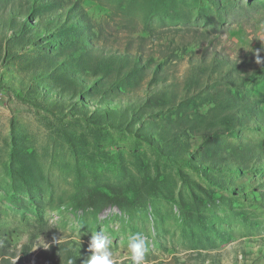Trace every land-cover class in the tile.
<instances>
[{
    "label": "rangeland",
    "instance_id": "1",
    "mask_svg": "<svg viewBox=\"0 0 264 264\" xmlns=\"http://www.w3.org/2000/svg\"><path fill=\"white\" fill-rule=\"evenodd\" d=\"M262 47L264 0H0V264H264Z\"/></svg>",
    "mask_w": 264,
    "mask_h": 264
},
{
    "label": "clouds",
    "instance_id": "2",
    "mask_svg": "<svg viewBox=\"0 0 264 264\" xmlns=\"http://www.w3.org/2000/svg\"><path fill=\"white\" fill-rule=\"evenodd\" d=\"M261 51H264V47L255 50L257 64H264V58L259 55ZM111 245L112 241L103 231L92 233L88 245V251L91 255L85 264H116ZM148 252L149 241L144 235L134 233L128 237L127 259L130 260L131 264H145ZM66 264H73V258H68Z\"/></svg>",
    "mask_w": 264,
    "mask_h": 264
}]
</instances>
